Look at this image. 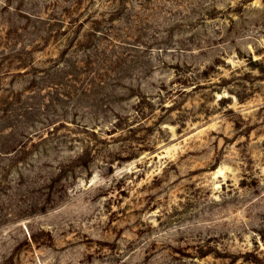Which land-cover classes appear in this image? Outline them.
I'll use <instances>...</instances> for the list:
<instances>
[{
  "label": "rangeland",
  "instance_id": "rangeland-1",
  "mask_svg": "<svg viewBox=\"0 0 264 264\" xmlns=\"http://www.w3.org/2000/svg\"><path fill=\"white\" fill-rule=\"evenodd\" d=\"M0 264H264V0H0Z\"/></svg>",
  "mask_w": 264,
  "mask_h": 264
}]
</instances>
